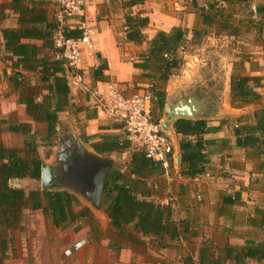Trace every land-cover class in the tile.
<instances>
[{"label": "crops", "instance_id": "crops-1", "mask_svg": "<svg viewBox=\"0 0 264 264\" xmlns=\"http://www.w3.org/2000/svg\"><path fill=\"white\" fill-rule=\"evenodd\" d=\"M56 2L0 0V115L6 105L12 111V105L13 110L20 108V118L24 117L23 123H6V132L10 133V125H28L38 145L42 168L53 166L60 140L70 135L77 137L87 150L115 162L112 171L124 173V183L138 199L143 200L142 194H149L148 201L169 206L172 220L179 224L177 239L142 236L133 231L132 225L123 229L112 227L105 214L104 198L102 214H98L68 190H45L75 197L79 204L73 208L74 213L83 209L91 212V216L59 227H54L50 217L45 216L54 228L66 227L63 243L69 248H65L64 256L74 257L62 264H264V138H259L252 147L239 148L234 135L236 126L253 123V113L264 109V33H260L264 31V16L256 13V8H264V0H192L191 3L143 0L138 4L134 0H87L82 16L69 20L67 26L75 31L79 23L84 24L91 31L92 48L83 50L82 62L76 68L63 62L64 74L60 76L67 80L70 106L59 113L57 135L50 139L46 125L33 122L19 98L22 93L25 98L47 104L48 108L54 106L41 83L43 74L37 62L46 54L52 56L43 46L47 24L58 14ZM136 18L146 19L147 24L136 26L132 22ZM256 24L262 28L255 27ZM15 30L31 32L20 41L29 48V65L21 63L19 56L6 48L2 32ZM176 31L182 32V41L164 56L180 60L181 66L172 69L168 80L162 81L161 65L152 57L150 46L159 33L172 36ZM128 32L134 38L131 41L126 38ZM229 44L236 49H231ZM204 46H212V56L221 60H224V47L229 48V52L225 51L229 70L224 71V79L193 70V61L198 66L202 62L197 53ZM24 64L37 69L26 68ZM184 65L192 69L183 70ZM237 75L261 79V87L255 89L260 98L254 103L232 106L230 81ZM191 76L195 77L194 81L188 80ZM14 77L21 82L20 88L11 83ZM109 84L126 96L142 94L148 86H153V95L156 92L160 96L152 103L151 116L161 124L167 116L166 108L191 99L194 119L189 121L203 120L208 130L199 137L204 147L202 154L208 162L204 174L193 179L181 176L184 166L179 145L183 137L175 132L174 124L188 119H177L170 125V134L179 153V168H174L171 156L158 164L162 171L146 172L145 185L149 191L136 181L135 175H129L127 166L137 149L126 140L121 124L102 104ZM216 87H221V97L211 101L205 96L214 95ZM6 93L12 95L7 101ZM35 126L44 127V141L50 149L56 148L51 165H45L39 154ZM197 139L187 137L193 144ZM0 145L8 150H22L24 138L18 149ZM104 145L115 149L111 153L96 151L95 148L102 150ZM11 181L9 186L14 188ZM14 230L11 229L12 233ZM5 239L8 240L5 237L1 240ZM78 243L82 247L75 251Z\"/></svg>", "mask_w": 264, "mask_h": 264}, {"label": "trees", "instance_id": "trees-1", "mask_svg": "<svg viewBox=\"0 0 264 264\" xmlns=\"http://www.w3.org/2000/svg\"><path fill=\"white\" fill-rule=\"evenodd\" d=\"M143 0H134V4L142 3ZM256 13L264 16V8H256ZM39 19V18H38ZM136 26L147 24L146 19H134L132 21ZM261 24L255 27L261 29ZM249 26V24H247ZM75 31L60 28L55 17L50 24H47L45 32V45L43 48L51 53L45 55L37 62L43 75L41 83L45 85L49 93V99L54 102L53 108H48L47 104L37 102L35 99L25 98L20 93L19 103L24 105L26 115L36 123L45 124L47 127V136L52 139L57 135V124L59 123V113L64 112L70 106V90L67 85L64 74L62 58V49L56 47L55 40L61 33L63 39H77L81 36V31ZM259 31V30H258ZM77 32V33H76ZM80 32V33H79ZM260 33H264L260 32ZM31 35L28 30L25 31H3L2 37L6 42V48H10L14 56H19L21 63L29 62L28 47L20 44L22 39ZM135 35V34H134ZM127 40H133V36L128 32ZM182 41V32L176 31L174 35L169 36L159 33L151 43V55L154 60L160 63L159 68L162 72L160 77L162 81H167L172 69L181 66L180 60L168 58L164 54L170 53L176 43ZM29 65V63H27ZM24 64V67L27 66ZM142 69H147L141 66ZM29 69L36 70L35 66ZM11 83L15 88L21 87V82L13 78ZM261 87V79L257 77H248L237 75L233 76L230 81V99L232 106H246L254 103L260 98L255 89ZM154 100L160 94L154 92ZM253 123H246L234 128L236 137V146L239 148L252 147L259 138H264V109L257 110L253 113ZM175 132L181 135L183 139L180 142L181 164L184 168L181 176L186 178H196L204 174L205 165L208 163L202 150L204 149L201 135L206 133V122L203 120L189 121L178 120L174 124ZM10 133L19 134L24 138V148L22 150H8L0 145V264L7 257L10 241L5 237L6 233L12 228H18L22 211L30 207L32 211H42L45 216L50 217L54 227H59L66 222H76L80 217L91 216L88 209H83L79 213H74L73 208L79 204L77 199L66 192H49L42 189L31 190L28 195L21 189H14L9 186V181L15 179L28 178L35 182L40 181L41 168L43 162L40 159L34 141L30 134L28 125H10ZM196 136L194 144L187 140V137ZM102 150L96 149L97 152L111 153L115 148L111 145L102 146ZM145 157L141 150H135L131 155L130 164L127 166L129 175H135L137 182L143 183L146 188V172H160L162 167ZM172 167V164L170 163ZM124 173L113 170L108 178L107 186L104 192L105 214L110 219V225L116 229H123L132 225L133 231L142 236H153L160 239H177L179 229L176 222L172 220V211L169 206H161L148 201L146 198L149 194H142L143 200L136 197L135 192L130 188L123 179ZM263 253V252H260ZM264 257V256H262Z\"/></svg>", "mask_w": 264, "mask_h": 264}, {"label": "rangeland", "instance_id": "rangeland-1", "mask_svg": "<svg viewBox=\"0 0 264 264\" xmlns=\"http://www.w3.org/2000/svg\"><path fill=\"white\" fill-rule=\"evenodd\" d=\"M57 12L60 11L59 3L56 2ZM229 46L231 49L235 50L236 48L232 47V44ZM236 47V45H234ZM213 47L204 46L202 51H199L198 60L199 66L196 61H193L192 68L193 70H201L204 74L213 73L220 79H224V71L229 70L227 59L225 57L226 52H229V48L224 47V60H221L219 57L212 56ZM190 59H187V63ZM197 66V67H196ZM186 65L183 66V70H191ZM195 77L191 76L189 81H194ZM218 86V85H217ZM219 87V86H218ZM220 88L215 89L216 93L213 91L214 95L205 96L211 101H217L220 94ZM11 94H5L6 101L11 99ZM11 110L8 111L9 105H6V110L3 114L0 115V120L4 123L0 126V143L4 144L5 147L11 149H18L22 146L23 138L20 135H13L6 132V123H23L22 111L20 108L13 110L11 105ZM21 112V113H20ZM34 131L37 134V142L39 144V154L45 165H51L52 159L55 156L56 148L50 149L47 145V142L44 141L45 129L43 126H35ZM53 145H56L53 144ZM10 185L14 188L22 189L26 194L31 190L41 189L40 181L35 182L32 180H14L10 182ZM78 210V209H75ZM22 219L19 225V228H15L14 232L12 231L6 233L5 238L10 241V250L5 259V264H62L66 259L64 256L65 248H69L67 244L63 243L64 240V231L65 228L58 229L54 228L50 221L45 218V215L41 211H32L29 206L22 211ZM102 258L104 257L101 253ZM75 263V261H74Z\"/></svg>", "mask_w": 264, "mask_h": 264}, {"label": "built area", "instance_id": "built-area-1", "mask_svg": "<svg viewBox=\"0 0 264 264\" xmlns=\"http://www.w3.org/2000/svg\"><path fill=\"white\" fill-rule=\"evenodd\" d=\"M191 3L192 0H184ZM60 11L55 16L60 28L67 22L82 16L87 0H57ZM255 13V8H252ZM81 36L77 39H63L59 32L55 40L56 47L62 49L61 58L71 67L76 68L82 62L84 49L91 50V31L79 23ZM154 102L153 86H148L142 94L124 95L114 85L109 84L102 104L108 114L121 124L126 140L136 149L144 152L145 157L155 163H164L172 156L173 147L160 122L153 120L151 106ZM199 199V197H198ZM81 243L75 244L78 251Z\"/></svg>", "mask_w": 264, "mask_h": 264}, {"label": "water", "instance_id": "water-1", "mask_svg": "<svg viewBox=\"0 0 264 264\" xmlns=\"http://www.w3.org/2000/svg\"><path fill=\"white\" fill-rule=\"evenodd\" d=\"M193 101L187 100L176 107L166 108V119L162 126L169 139L175 169L179 168V153L170 134V125L177 119H194ZM115 162L110 158L89 151L70 135L59 141L53 166L41 170V188L50 191L68 190L79 196L98 214H102V204L107 180Z\"/></svg>", "mask_w": 264, "mask_h": 264}]
</instances>
